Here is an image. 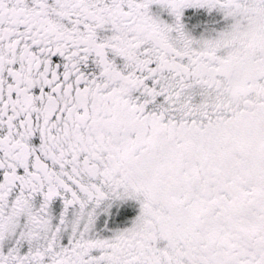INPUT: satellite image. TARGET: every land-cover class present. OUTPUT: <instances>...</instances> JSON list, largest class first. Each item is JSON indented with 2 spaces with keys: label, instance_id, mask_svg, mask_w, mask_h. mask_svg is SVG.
<instances>
[{
  "label": "snow or ice",
  "instance_id": "obj_1",
  "mask_svg": "<svg viewBox=\"0 0 264 264\" xmlns=\"http://www.w3.org/2000/svg\"><path fill=\"white\" fill-rule=\"evenodd\" d=\"M0 264H264V0H0Z\"/></svg>",
  "mask_w": 264,
  "mask_h": 264
}]
</instances>
